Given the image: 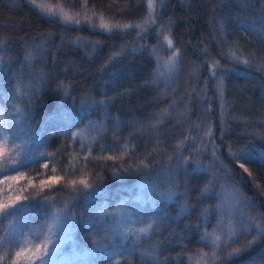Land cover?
<instances>
[{"label":"trees","instance_id":"obj_1","mask_svg":"<svg viewBox=\"0 0 264 264\" xmlns=\"http://www.w3.org/2000/svg\"><path fill=\"white\" fill-rule=\"evenodd\" d=\"M148 16V0H0V264H40L35 245L65 201L72 241L56 250L51 236L47 264H156L161 253L169 264L264 261V240L213 260L241 209L264 214V70L256 66L264 63V0H155L154 24ZM209 128L216 160L203 147ZM229 146L247 153L251 176ZM233 187L253 205H236ZM98 212L147 231L103 240V224L85 223Z\"/></svg>","mask_w":264,"mask_h":264},{"label":"snow or ice","instance_id":"obj_2","mask_svg":"<svg viewBox=\"0 0 264 264\" xmlns=\"http://www.w3.org/2000/svg\"><path fill=\"white\" fill-rule=\"evenodd\" d=\"M13 2H15V0H13ZM35 2H36V0H29V3H31V4H35ZM154 3H155V0H148V12H149L148 20L153 24L155 23V21L152 20L151 13L154 9ZM40 7H41L42 11L51 12V9L45 8L44 5H40ZM63 19L65 21H71L72 17L68 16L65 13L63 16ZM76 23L78 24V23H80V21L76 20ZM101 27L104 29L110 30L112 28L127 29V28H130L133 26L130 24H120V23H115V24L109 25V24L104 23L102 21ZM135 27L136 28H142V25L136 24ZM165 27H167V26H165ZM219 27L221 29H223V24H220ZM261 32L264 33V26H262ZM137 35L140 36V38H143V35L141 33H137ZM170 35H171V33L169 32L168 35H164L163 38L165 41H167V44L169 45V47H172L173 40L170 38ZM44 43H45V41L41 40L40 44L35 45V47L40 48L43 46ZM179 52H180V50L178 47L173 48V51L171 53V58L166 62L168 65H170V68H169L170 72L177 70V65L179 64V60H178ZM232 58L234 60H239V57H237L235 55H233ZM243 63L252 67L255 64V61L246 59L243 61ZM213 66L214 67L216 66L215 62L213 64ZM256 66L259 69L264 70V63L256 64ZM213 75L215 76L216 73H213ZM216 87L218 90L219 97L222 101L221 112L223 115L224 109H225V104L223 103L224 87L225 86H224V80L222 77L217 78ZM99 103L102 104L103 101H100ZM152 127L155 128L156 125L153 124ZM205 135L207 137H209L210 139L203 143V147L208 148L210 146L212 158L214 160L219 159V156H218V153L216 150V146H215V141H214V138H212L213 134H212L210 128L205 133ZM229 151H230V154L233 156L234 159L241 161L240 167L243 169V171L245 173H248L249 176H251L252 174L249 172V169L247 167H245V162L247 161V158H248L247 153H244V150H240V152H232L230 146H229ZM241 153H243V154H241ZM111 158L112 157H109V159H111ZM169 159H171V157H169ZM185 163H188V161L185 160ZM139 164L142 165L144 169H147L149 167V163H145L144 160H141L139 162ZM43 167L48 168V164L45 163L43 165ZM131 167H132V165H129V168H131ZM137 167L139 168V165H137ZM55 170L56 169L53 168V172H55ZM125 171H128V169L126 168ZM13 179H19V177H13ZM56 180H57L56 177H51L47 181L42 180L40 182L41 187H43L45 184L52 183ZM70 183L73 186H75L77 184V181L72 180V181H70ZM79 184L83 185L85 189L92 187V185H90L87 181H85L83 179L79 180ZM209 190H210V185H205L204 189L200 193V195L201 196L205 195ZM233 192H234V202L236 205H238V206L239 205H245V206L253 205V202L250 201L248 197L242 195L239 192L238 188L233 187ZM174 194L175 193H171L168 198L171 199V195H174ZM261 195H264V188L261 189ZM17 199H19V197H17ZM43 199L49 200L50 197L45 196V197H43ZM186 206H188L187 205V199L185 200V207ZM0 211H3V208H0ZM203 211L205 213H207L208 209H204ZM216 212H217L218 223L223 222L225 219V214H226V209H225V206L223 203L217 205ZM106 215H111V214L107 213V212H98L96 214V216H97L96 220L89 218L88 220L85 221V223L93 225L94 227H97L100 224L104 225L103 228L101 229L104 232V237H102L103 240L110 241L111 238H113L116 235H120L123 238L127 239L130 234H134L137 232L140 234H144L147 231L143 227H141L139 229L122 228V227H120L119 222L108 223L107 221L104 220V217ZM72 222H73V216H72L71 210H70V202L65 201L64 208L57 210V213H55L53 216L51 224H45V228H46L47 233L49 235L44 237V242L35 245L33 255L39 256L40 264H47V261L44 259V257L48 255L47 244L53 242L51 239V236H53V235L57 236L58 243H56V245H55L56 250H59V248L61 247L62 244L69 242V241H72V226H71ZM236 224L238 225V227H230L229 228V230L227 232V240L222 245H217V248L219 250L213 252V260H215V259L227 260L229 257L238 256V255L242 254L243 252L250 250L260 240H264V214H261L259 217H257V216H253L251 213L243 212V210L241 209V214L236 219ZM153 227H154V225L152 223L148 224L149 229H151ZM253 232L255 233V235H252ZM41 234L43 235V229L41 230ZM98 234H99L98 231H94L92 233L93 236L98 235ZM204 235H208V234L205 233ZM216 240L219 241L220 237L217 236ZM94 243L100 244V241H94ZM234 245H236V246H234ZM73 251L75 252V249H73ZM23 254H25V253L16 252L17 257H20ZM161 254H158L156 264H169V258H167V257H165L163 261L159 260V255H161ZM12 264H16V261H13ZM196 264H200V261L197 260ZM260 264H264V261H261Z\"/></svg>","mask_w":264,"mask_h":264},{"label":"rangeland","instance_id":"obj_3","mask_svg":"<svg viewBox=\"0 0 264 264\" xmlns=\"http://www.w3.org/2000/svg\"><path fill=\"white\" fill-rule=\"evenodd\" d=\"M0 110H1V107H0ZM3 141H4V139H3Z\"/></svg>","mask_w":264,"mask_h":264}]
</instances>
